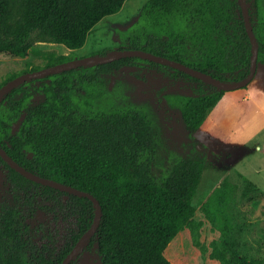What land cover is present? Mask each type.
<instances>
[{
	"label": "trees",
	"instance_id": "trees-1",
	"mask_svg": "<svg viewBox=\"0 0 264 264\" xmlns=\"http://www.w3.org/2000/svg\"><path fill=\"white\" fill-rule=\"evenodd\" d=\"M124 1L0 0V52L25 57L33 46V32L39 40L80 48L92 27L120 10ZM246 3L259 45L257 64H262L264 74V0ZM116 37L117 46L91 54L145 49L229 82L244 78L250 70L251 43L239 0H146L133 23L116 29ZM42 57L43 64L8 73L0 86L23 72L75 58L71 53H43ZM139 62L174 70L196 83L195 95L182 101V115L191 129L202 124L224 93L177 68L126 56L52 73L60 75L51 79L38 102H30L26 93L17 97L26 82L12 87L0 100L1 147L27 169L92 193L102 206L96 232L69 264H78L84 250L97 254L100 264H176L166 257V248L192 220L201 165L179 158L156 174L148 117L130 106L107 108L78 101L68 76L89 68L91 73H80L78 80L92 81ZM0 164L4 184L28 199L43 197L51 209L75 220V229L69 228L59 244L55 232L42 223L31 224L22 215L16 217L14 208L6 210L0 214V264H60L95 217L92 199L28 179L1 156ZM231 264L264 261L235 255Z\"/></svg>",
	"mask_w": 264,
	"mask_h": 264
},
{
	"label": "rangeland",
	"instance_id": "rangeland-1",
	"mask_svg": "<svg viewBox=\"0 0 264 264\" xmlns=\"http://www.w3.org/2000/svg\"><path fill=\"white\" fill-rule=\"evenodd\" d=\"M146 0H125L119 12L107 15L89 31L83 47L70 50L62 43L39 40L33 32L32 49L25 57L0 52V83L10 73L43 64V53L90 55L107 46H117L116 29L127 28L139 16ZM31 71V70H29ZM78 69L70 74L78 101L93 105L130 106L149 120L155 144L153 170L161 175L177 159L197 161L202 167L193 196L192 220L169 242L165 254L176 264H231L235 255L264 261V74L262 64L244 87L224 90L205 120L196 129L186 124L182 101L194 96L196 83L174 70L139 62L99 79L80 81ZM60 74L26 80L17 97L30 94V102L44 99V88ZM38 87V88H37ZM0 164V214L14 208L29 223L55 232L59 244L75 220L51 209L43 197L28 199L4 184ZM33 226V225H32ZM78 264H100L99 256L84 250Z\"/></svg>",
	"mask_w": 264,
	"mask_h": 264
},
{
	"label": "water",
	"instance_id": "water-1",
	"mask_svg": "<svg viewBox=\"0 0 264 264\" xmlns=\"http://www.w3.org/2000/svg\"><path fill=\"white\" fill-rule=\"evenodd\" d=\"M241 7H242V13H243V19H244V25L246 28V31L248 33L250 43H251V56H250V70L248 74L239 80L236 81H224L222 79H219L212 74L202 71L200 69L191 67L179 60L169 58L164 55L156 54L151 51H147L145 49L140 48H126V49H116L115 51L108 53V54H90L85 55L81 57H76L74 59L56 63L53 65L45 66L40 69L31 70L23 72L14 78L6 81L4 84L0 86V100L2 97L14 86L19 85L20 83L33 79L38 77L47 76L49 74L60 72L64 70H69L72 68L80 67L83 65H93L97 63H106L110 62L116 59H120L122 57L126 56H139L151 61H155L158 63H162L165 65H168L170 67L177 68L183 72H186L194 77H197L211 85H213L217 90H231L236 89L240 87L246 86L255 76L257 72V59H258V40L257 37L253 31L249 12H248V6L246 3V0H239ZM0 156L3 158L4 161H6L12 168H14L16 171L24 175L26 178L31 179L35 182L41 183L43 185H48L54 188H57L62 191H67L69 193L77 194V195H84L88 196L92 199L96 211H95V217L89 226V228L82 233V235L77 239L71 250L67 253V255L64 257L62 262L60 264H69L71 259H73L80 249L83 247V245L86 243V241L93 236V234L96 232L101 216H102V206L99 202V200L90 192L79 189L77 187H74L72 185H68L66 183L48 178L43 177L23 165H21L18 161H16L12 156H10L6 150H4L0 145Z\"/></svg>",
	"mask_w": 264,
	"mask_h": 264
},
{
	"label": "crops",
	"instance_id": "crops-1",
	"mask_svg": "<svg viewBox=\"0 0 264 264\" xmlns=\"http://www.w3.org/2000/svg\"><path fill=\"white\" fill-rule=\"evenodd\" d=\"M119 12V10L117 11V12H115V13H112V14H109V15H115V14H117ZM107 16V15H106ZM105 17V16H104ZM99 22V21H98ZM84 46V45H83ZM82 46V47H83ZM68 48V47H67ZM68 49H70V48H68ZM70 50H72V49H70Z\"/></svg>",
	"mask_w": 264,
	"mask_h": 264
},
{
	"label": "flooded vegetation",
	"instance_id": "flooded-vegetation-1",
	"mask_svg": "<svg viewBox=\"0 0 264 264\" xmlns=\"http://www.w3.org/2000/svg\"><path fill=\"white\" fill-rule=\"evenodd\" d=\"M76 256H77V255H76ZM76 256H75V257H76Z\"/></svg>",
	"mask_w": 264,
	"mask_h": 264
}]
</instances>
